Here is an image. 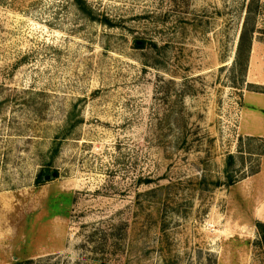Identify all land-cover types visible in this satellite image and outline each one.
Segmentation results:
<instances>
[{
    "label": "rangeland",
    "instance_id": "374dc122",
    "mask_svg": "<svg viewBox=\"0 0 264 264\" xmlns=\"http://www.w3.org/2000/svg\"><path fill=\"white\" fill-rule=\"evenodd\" d=\"M251 1L0 0V264H264Z\"/></svg>",
    "mask_w": 264,
    "mask_h": 264
},
{
    "label": "crops",
    "instance_id": "0c3cea01",
    "mask_svg": "<svg viewBox=\"0 0 264 264\" xmlns=\"http://www.w3.org/2000/svg\"><path fill=\"white\" fill-rule=\"evenodd\" d=\"M253 49V48H252ZM259 55L264 54V44H261L260 47H257ZM253 51V56L251 57V64L249 68V74L254 78V75H257L258 77H255L251 82V84H257L260 86H264V64L261 62H258L259 60L254 58V52H256L255 49L251 50ZM262 63V64H261ZM253 104H251V112H255V115L252 117V123L248 124V129L250 131H255L259 133L260 135L264 133V92L262 94L258 93L253 97ZM252 103V101H251ZM255 103V104H254Z\"/></svg>",
    "mask_w": 264,
    "mask_h": 264
},
{
    "label": "trees",
    "instance_id": "16d2710c",
    "mask_svg": "<svg viewBox=\"0 0 264 264\" xmlns=\"http://www.w3.org/2000/svg\"><path fill=\"white\" fill-rule=\"evenodd\" d=\"M251 2L254 3V0ZM247 16H249V17H247V19L245 20V24H244V27H243V30H242V33L240 36L238 52H237L238 53V55H237L238 59H240L242 57V55L247 56V59H249V55H250V52L252 50V38H253V35L255 32V29L254 28L249 29V25L251 23V21L249 20L250 19V13ZM143 45H144V43H143ZM247 62H248V60H247ZM60 144H61L60 141L58 143H57V141H55V144H54L53 149H52V151L54 152V156L58 154L59 149H60ZM234 159H235V156L230 154L229 155L230 164H232ZM40 181H42L41 176L38 179V182H40ZM257 226H258V229H259V232L261 235L262 243L264 244V223L258 222Z\"/></svg>",
    "mask_w": 264,
    "mask_h": 264
},
{
    "label": "water",
    "instance_id": "95a60500",
    "mask_svg": "<svg viewBox=\"0 0 264 264\" xmlns=\"http://www.w3.org/2000/svg\"><path fill=\"white\" fill-rule=\"evenodd\" d=\"M56 176H57V172H54L52 175H46L44 177V180L49 181V180H51L52 178H54Z\"/></svg>",
    "mask_w": 264,
    "mask_h": 264
}]
</instances>
